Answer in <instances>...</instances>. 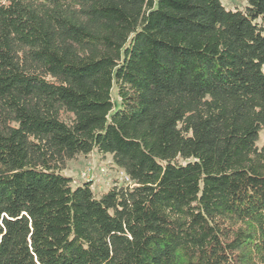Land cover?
<instances>
[{"label": "trees", "instance_id": "trees-1", "mask_svg": "<svg viewBox=\"0 0 264 264\" xmlns=\"http://www.w3.org/2000/svg\"><path fill=\"white\" fill-rule=\"evenodd\" d=\"M244 2L0 0V264H264V0ZM93 150L129 182L72 184Z\"/></svg>", "mask_w": 264, "mask_h": 264}, {"label": "rangeland", "instance_id": "rangeland-1", "mask_svg": "<svg viewBox=\"0 0 264 264\" xmlns=\"http://www.w3.org/2000/svg\"><path fill=\"white\" fill-rule=\"evenodd\" d=\"M226 8H241L244 6V0H221ZM115 92L113 91V94ZM264 140V129L259 132L257 143ZM63 174L71 176L72 184L82 181H89L91 189L98 194L114 183L129 182L123 171L118 168L112 161L109 154H99L95 150L88 154H78L73 159L66 162Z\"/></svg>", "mask_w": 264, "mask_h": 264}]
</instances>
